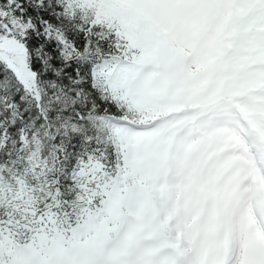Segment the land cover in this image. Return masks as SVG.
<instances>
[{
  "label": "snow or ice",
  "instance_id": "snow-or-ice-1",
  "mask_svg": "<svg viewBox=\"0 0 264 264\" xmlns=\"http://www.w3.org/2000/svg\"><path fill=\"white\" fill-rule=\"evenodd\" d=\"M0 264H264V0H0Z\"/></svg>",
  "mask_w": 264,
  "mask_h": 264
}]
</instances>
